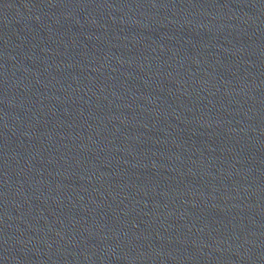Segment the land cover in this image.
I'll return each mask as SVG.
<instances>
[{
    "label": "water",
    "instance_id": "water-1",
    "mask_svg": "<svg viewBox=\"0 0 264 264\" xmlns=\"http://www.w3.org/2000/svg\"><path fill=\"white\" fill-rule=\"evenodd\" d=\"M0 264H264V0H0Z\"/></svg>",
    "mask_w": 264,
    "mask_h": 264
}]
</instances>
